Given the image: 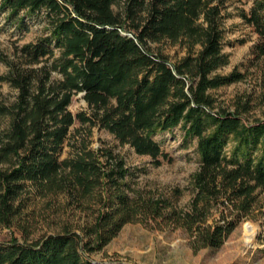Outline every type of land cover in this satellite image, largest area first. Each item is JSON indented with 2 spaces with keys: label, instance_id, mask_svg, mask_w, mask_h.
Returning <instances> with one entry per match:
<instances>
[{
  "label": "trees",
  "instance_id": "16d2710c",
  "mask_svg": "<svg viewBox=\"0 0 264 264\" xmlns=\"http://www.w3.org/2000/svg\"><path fill=\"white\" fill-rule=\"evenodd\" d=\"M249 1L242 17L258 36L252 53L262 58L264 0ZM227 3L1 0L7 22L20 26L21 12L45 10L50 25L35 42L15 48L0 77L17 91L13 102L0 100V118L9 120L0 132V230L20 231L29 195L63 196L57 212L63 209L68 220L38 240H0V264H99L92 256L136 223L182 230L195 252L218 250L251 215L264 190V120L244 121L249 103L216 110L209 93L243 78L217 74L229 63ZM163 42L186 45L188 53L171 62L153 48ZM79 94L88 112L73 114L69 107ZM76 123L107 131L155 166L170 160L155 136L182 127L186 143L197 139L200 158L189 206L178 205L180 188H138L141 169L132 170L112 146L93 149L79 131L71 136ZM67 142L71 153L62 159Z\"/></svg>",
  "mask_w": 264,
  "mask_h": 264
},
{
  "label": "rangeland",
  "instance_id": "374dc122",
  "mask_svg": "<svg viewBox=\"0 0 264 264\" xmlns=\"http://www.w3.org/2000/svg\"><path fill=\"white\" fill-rule=\"evenodd\" d=\"M251 5L249 0H228L223 52L229 56V63L217 71V74L224 76L238 72L243 78L209 92L216 101V110L234 112L238 106L249 103V109L243 115L247 124L264 120V57L257 58L252 53L258 36L242 17V14L249 13ZM23 16L24 23L18 26L7 22V14L0 13V77L9 72L16 47L35 42L48 33L50 18L45 10L33 15L21 12L20 17ZM153 48L162 51L171 62L179 61L188 53L187 46L180 43L163 42L153 44ZM195 49H199V46ZM16 96L17 91L9 84L0 82V100L13 102ZM69 110L73 114L88 112V104L82 94L74 97ZM8 125V119L0 118V132ZM77 131L79 136L88 137L91 148L97 149L104 144L112 146L132 170L141 169L135 180L138 188L156 193L180 188L183 190L178 200L180 208H187L191 203L192 181L199 169L200 158L197 139L186 143L182 127L155 136L156 142L170 158L163 160L160 166H155L150 156L138 155L130 146H120L107 131L97 127L89 130L87 126L76 123L70 129L71 136ZM231 147L232 144L228 151ZM70 153L71 147L67 142L62 159L69 157ZM28 199L23 217L19 220L20 231L17 228H4L0 230V240L13 237L20 242L38 240L58 233L66 223L64 221L68 220L63 209L57 212L58 202L65 203L63 196L56 199L29 195ZM66 212L70 213V210ZM70 223L77 225L84 222ZM92 260L99 264H264V190L258 191V202L251 215L237 225L218 250L195 252L182 230L159 231L136 223L126 225L102 252L92 256Z\"/></svg>",
  "mask_w": 264,
  "mask_h": 264
},
{
  "label": "water",
  "instance_id": "95a60500",
  "mask_svg": "<svg viewBox=\"0 0 264 264\" xmlns=\"http://www.w3.org/2000/svg\"><path fill=\"white\" fill-rule=\"evenodd\" d=\"M82 95H84V94H82Z\"/></svg>",
  "mask_w": 264,
  "mask_h": 264
}]
</instances>
